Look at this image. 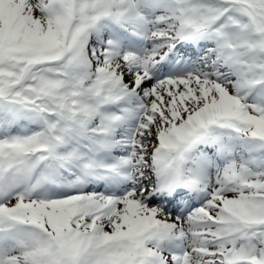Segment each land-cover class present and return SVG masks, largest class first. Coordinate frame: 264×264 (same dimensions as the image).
<instances>
[{"label": "snow or ice", "instance_id": "1", "mask_svg": "<svg viewBox=\"0 0 264 264\" xmlns=\"http://www.w3.org/2000/svg\"><path fill=\"white\" fill-rule=\"evenodd\" d=\"M0 264H264V0H0Z\"/></svg>", "mask_w": 264, "mask_h": 264}]
</instances>
